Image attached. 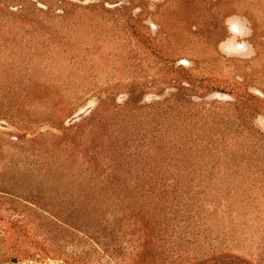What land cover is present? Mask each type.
Segmentation results:
<instances>
[{
    "label": "rangeland",
    "instance_id": "rangeland-1",
    "mask_svg": "<svg viewBox=\"0 0 264 264\" xmlns=\"http://www.w3.org/2000/svg\"><path fill=\"white\" fill-rule=\"evenodd\" d=\"M0 264H264V0H0Z\"/></svg>",
    "mask_w": 264,
    "mask_h": 264
},
{
    "label": "clouds",
    "instance_id": "clouds-1",
    "mask_svg": "<svg viewBox=\"0 0 264 264\" xmlns=\"http://www.w3.org/2000/svg\"><path fill=\"white\" fill-rule=\"evenodd\" d=\"M236 29H235V26H233V31H235Z\"/></svg>",
    "mask_w": 264,
    "mask_h": 264
},
{
    "label": "water",
    "instance_id": "water-1",
    "mask_svg": "<svg viewBox=\"0 0 264 264\" xmlns=\"http://www.w3.org/2000/svg\"><path fill=\"white\" fill-rule=\"evenodd\" d=\"M221 97V96H220ZM14 262H16L15 260H14Z\"/></svg>",
    "mask_w": 264,
    "mask_h": 264
}]
</instances>
